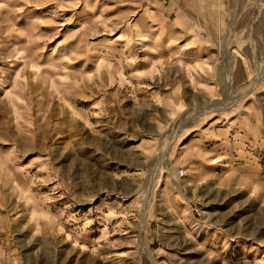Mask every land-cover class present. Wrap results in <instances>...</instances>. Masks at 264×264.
Masks as SVG:
<instances>
[{"label": "rangeland", "instance_id": "rangeland-1", "mask_svg": "<svg viewBox=\"0 0 264 264\" xmlns=\"http://www.w3.org/2000/svg\"><path fill=\"white\" fill-rule=\"evenodd\" d=\"M0 264H264V0H0Z\"/></svg>", "mask_w": 264, "mask_h": 264}, {"label": "bare ground", "instance_id": "bare-ground-1", "mask_svg": "<svg viewBox=\"0 0 264 264\" xmlns=\"http://www.w3.org/2000/svg\"><path fill=\"white\" fill-rule=\"evenodd\" d=\"M96 6V5H95ZM95 8V7H94ZM86 27H87V24H82L81 25V27H80V30H81V32L79 33V35H83L84 34V31H82V30H84L85 29V31H86ZM87 31H92V28L91 27H87ZM96 61V60H95ZM184 174V173H183ZM147 253L150 255V253L151 252H149V251H147ZM152 255V254H151Z\"/></svg>", "mask_w": 264, "mask_h": 264}, {"label": "built area", "instance_id": "built-area-1", "mask_svg": "<svg viewBox=\"0 0 264 264\" xmlns=\"http://www.w3.org/2000/svg\"><path fill=\"white\" fill-rule=\"evenodd\" d=\"M182 175H183V174H182ZM182 175H181V176H182Z\"/></svg>", "mask_w": 264, "mask_h": 264}]
</instances>
